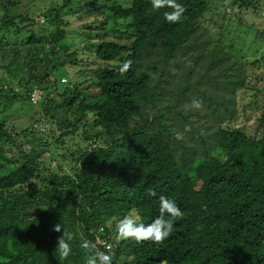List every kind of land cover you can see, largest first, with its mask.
Listing matches in <instances>:
<instances>
[{"label":"trees","instance_id":"1","mask_svg":"<svg viewBox=\"0 0 264 264\" xmlns=\"http://www.w3.org/2000/svg\"><path fill=\"white\" fill-rule=\"evenodd\" d=\"M177 2L186 11L170 23L173 9L151 0H62L36 29L33 0L23 13L0 0V264H85L96 252L112 264H264V132L232 125L238 95L259 88L242 52L221 48L230 15L208 0ZM72 18L83 64L66 42ZM47 121L55 142L37 134ZM162 195L183 213L170 236L120 239L125 217L148 225L160 215ZM56 223L72 236L66 260L54 253Z\"/></svg>","mask_w":264,"mask_h":264},{"label":"rangeland","instance_id":"2","mask_svg":"<svg viewBox=\"0 0 264 264\" xmlns=\"http://www.w3.org/2000/svg\"><path fill=\"white\" fill-rule=\"evenodd\" d=\"M19 2L18 6L14 8L15 11L22 12L25 8L28 7V2L30 0H17ZM34 1V8H32V12L34 13L32 17L35 19L36 24L34 28L38 29L40 25H46L50 27V25L45 20L43 13H48L49 10H53L57 4L60 5L62 0H33ZM242 0H208V4L210 5L212 12L216 10V13L219 15L225 14L230 15V22L228 23V27H226V31L223 32L219 39L220 41L224 40L225 43L222 44L224 52L230 53L231 48L234 51L242 52V55L246 57V60L250 62V65L247 66L248 75L251 79L252 85H256L259 88V91L249 90L246 94L245 92H241L238 95V103L240 108L239 116L237 117L235 123L232 125L235 128H240L245 132L254 135L255 132L259 129L257 134H263L264 132V0H248L250 1L255 7H248L247 5H241ZM77 2V1H76ZM77 4H80L77 2ZM24 7V9H22ZM50 8V9H49ZM0 13H2L0 11ZM216 14V15H218ZM206 22L209 21L208 16L206 15ZM69 20V18H68ZM119 23L123 26L126 22L123 19H119ZM81 22H77L76 18L70 19L69 27L70 33L67 37V44L68 43H76L80 46L82 54L79 56V61L81 64L84 61H87L90 57V54L85 51L84 49V42L83 40L86 39L85 36L78 37L77 33L78 26ZM209 33H212L209 29ZM82 35V34H81ZM213 41H217L218 39L213 34L210 36ZM106 39L114 40L124 44L126 46H130V41L128 42L126 37H120L117 34H109ZM94 40L93 42H95ZM243 42H246L244 45ZM243 43V44H242ZM255 44V46H254ZM259 44V45H258ZM248 46H252L249 48ZM226 48V50H225ZM73 49V48H72ZM256 54V55H255ZM93 59H90L88 62H93ZM86 63V65L93 64V63ZM258 62V63H257ZM257 63V64H256ZM115 64V63H112ZM104 66L103 62H97L94 65H91V68L97 69L99 67ZM80 68H84V65H81L77 70ZM67 71L71 74H77L75 69H71L69 65H67ZM59 75V73H58ZM70 75V74H69ZM63 78L60 77L61 87L65 86V82H63ZM78 83L82 82L86 76H78ZM68 80V79H67ZM39 91H35V95L38 96ZM57 100H60V97H57ZM32 106L29 104H25L24 108L26 111H30ZM19 109L20 107H16ZM40 114V110L37 109ZM15 113L14 111H10ZM39 116V115H37ZM15 121H19L20 118L13 116ZM13 119V120H14ZM45 119V116L40 118V123ZM91 121L94 120V116L90 115ZM49 121L45 122V124H41L40 132H37L38 136L41 134L40 138L43 141L49 140L50 142L54 140V137H58L59 132L55 127L49 125ZM49 137V139H47ZM80 142V141H79ZM82 142V141H81ZM21 145L25 146V149L29 148L27 142H23L21 140ZM15 154H17V150H15ZM52 163V166L50 165ZM43 165L45 167H49L52 170H57L55 168L56 163L49 160H43ZM67 168L66 170H68ZM103 229H100L102 231Z\"/></svg>","mask_w":264,"mask_h":264},{"label":"clouds","instance_id":"3","mask_svg":"<svg viewBox=\"0 0 264 264\" xmlns=\"http://www.w3.org/2000/svg\"><path fill=\"white\" fill-rule=\"evenodd\" d=\"M152 6L155 9H159L162 6H168L173 9L171 12H165V19L170 23H178L186 11V8L177 2V0H151ZM131 65V61H127L124 65L126 71ZM193 104L197 107L200 106V102L193 101ZM185 131H191L190 126H185ZM175 139L182 140L184 138L183 133L177 132ZM155 195V193H150ZM160 215L156 217L150 224L145 225L138 223L133 218L125 217L118 226V234L120 239H135L138 243L144 241H152L156 244L163 243L171 234L174 221L177 218H182L183 213L176 205L174 200L168 199L166 196H160ZM63 229L62 235L57 238V246L54 249V253L58 254L61 260H66L71 252L72 248L69 241L72 240V236L68 231L61 226L60 223L53 225L52 230L60 233ZM82 248L88 249V245L82 244ZM85 264H112V257L106 253L96 252L86 258Z\"/></svg>","mask_w":264,"mask_h":264},{"label":"built area","instance_id":"4","mask_svg":"<svg viewBox=\"0 0 264 264\" xmlns=\"http://www.w3.org/2000/svg\"><path fill=\"white\" fill-rule=\"evenodd\" d=\"M38 95V98H40V95H41V93L39 92V94H37ZM33 97L35 98H37V96L35 95V92H34V94H33ZM38 99H35L34 101L36 102Z\"/></svg>","mask_w":264,"mask_h":264}]
</instances>
